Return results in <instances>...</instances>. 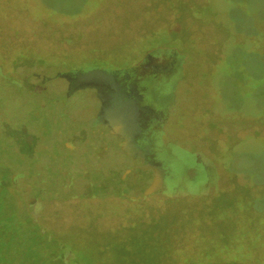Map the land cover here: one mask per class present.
I'll use <instances>...</instances> for the list:
<instances>
[{
	"label": "flooded vegetation",
	"instance_id": "1",
	"mask_svg": "<svg viewBox=\"0 0 264 264\" xmlns=\"http://www.w3.org/2000/svg\"><path fill=\"white\" fill-rule=\"evenodd\" d=\"M141 1L139 23L126 5L53 29L34 0H0V79L33 98L29 118L42 124L20 127L28 149L0 158V202L13 207L0 221L16 225L0 254L30 237L44 264H81L85 248L92 264H264V178L222 152L247 124L219 121L201 89L199 122L190 105L191 61L205 81L227 42L192 11L209 0ZM20 63L53 73L20 76ZM174 125L186 144L169 140Z\"/></svg>",
	"mask_w": 264,
	"mask_h": 264
},
{
	"label": "rangeland",
	"instance_id": "2",
	"mask_svg": "<svg viewBox=\"0 0 264 264\" xmlns=\"http://www.w3.org/2000/svg\"><path fill=\"white\" fill-rule=\"evenodd\" d=\"M114 1H116V7L109 8L111 2L115 5ZM141 2V0H34L33 3L35 14L42 15L39 18L45 19L49 22L48 26L57 29L76 26V17L72 16L86 12L90 15L92 12L99 15L102 11L106 13L113 9L121 11V7L126 5H128L127 11H130L132 18L139 23L145 10H148V7L146 8V5ZM192 11L200 18L207 17L205 22H213L212 26H215V31L219 32L214 39L217 40L221 35L222 43L227 42L223 57L214 63L205 81L202 79L204 75H202L200 66L202 60L191 61L187 73L196 83L192 88L193 93L191 91L189 95L190 105L194 108V112L191 111V113L193 112L195 121L199 122L203 119L198 113V108L208 103L202 102L198 94L201 89L202 92H207L209 99L215 100L216 110L214 111L219 115V121L224 122L225 118L230 119L231 117L234 118L235 124L238 122L247 124L244 129L237 131V137L228 138L231 143L235 142L234 147L230 150L226 148L222 152L227 154L226 161L229 159L230 167L246 169L264 178V0H209L206 9L195 7ZM40 22L41 20L36 17L32 24L39 25ZM130 24L123 22L120 25L122 29L114 33L124 35ZM110 42H114L112 38ZM17 70L20 76H26L34 71L44 74L53 73L46 67L25 66L22 63ZM58 85L55 81L49 89L54 90ZM32 99L20 91L12 90L0 79V158L16 157V152L12 148L28 149L26 138L29 135L23 136L24 131L20 127L28 126L39 130L42 126L41 121L34 120L33 122L29 118L28 106ZM72 106H74V101L67 104L69 108ZM199 129L201 130V127ZM2 130L11 138L10 141L3 136ZM170 130L172 135L169 138L170 141L175 142L177 139V142L186 144L182 141V134H179L182 132L181 129L178 130L174 125ZM17 131L20 135L22 134L18 136V140L12 137L17 135ZM48 131L51 133L50 139H53L54 128L51 127L47 129ZM26 132L31 134L30 128ZM230 154H232L231 157ZM12 208V205L3 206L0 202V217L11 214ZM0 223L4 226V230H0L2 244L1 234L9 229L14 232L11 226L16 225L12 221H0ZM9 242V248L14 253L16 246L22 245L23 242H25V249L23 248L19 255L11 254L12 251L9 249L7 253L0 254V260L6 262L14 258L13 263L16 262L15 264H44V258L38 254L33 238L11 237ZM259 243L264 246V236ZM74 256L81 264H92L90 250L87 248L75 251Z\"/></svg>",
	"mask_w": 264,
	"mask_h": 264
},
{
	"label": "water",
	"instance_id": "3",
	"mask_svg": "<svg viewBox=\"0 0 264 264\" xmlns=\"http://www.w3.org/2000/svg\"><path fill=\"white\" fill-rule=\"evenodd\" d=\"M88 74H90V72L88 73ZM62 76H66L67 75V73H65V74H61ZM173 143H169V145H172Z\"/></svg>",
	"mask_w": 264,
	"mask_h": 264
}]
</instances>
